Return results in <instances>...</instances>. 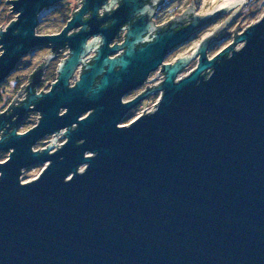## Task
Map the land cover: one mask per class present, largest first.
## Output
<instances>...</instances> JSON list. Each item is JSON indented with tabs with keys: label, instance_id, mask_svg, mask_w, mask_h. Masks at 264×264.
Returning a JSON list of instances; mask_svg holds the SVG:
<instances>
[{
	"label": "water",
	"instance_id": "1",
	"mask_svg": "<svg viewBox=\"0 0 264 264\" xmlns=\"http://www.w3.org/2000/svg\"><path fill=\"white\" fill-rule=\"evenodd\" d=\"M60 1L7 0L16 18L0 26V84L31 48L49 44L50 57L69 48L47 92H34L39 70L26 99L0 114V152H8L0 161V264H264V14L209 60L213 34L201 40L196 68L181 78L192 54L163 65L153 110L119 125L148 94L122 103L125 90L166 50L244 0L222 1L178 31L170 25L149 37L153 27L134 25L109 50L103 38L78 77L89 49L85 27L66 33L89 0L60 34L34 32L42 9ZM123 5L147 9L139 0ZM29 111L38 123L16 133ZM36 165H43L37 177L20 180Z\"/></svg>",
	"mask_w": 264,
	"mask_h": 264
},
{
	"label": "flooded vegetation",
	"instance_id": "2",
	"mask_svg": "<svg viewBox=\"0 0 264 264\" xmlns=\"http://www.w3.org/2000/svg\"><path fill=\"white\" fill-rule=\"evenodd\" d=\"M143 5L147 6L146 11L141 13L139 11H134L132 7L124 6L123 0H89V7L81 15L80 21L77 22L72 28L67 30L66 36L75 35L79 32L82 27H85L82 32L86 44H89V49L84 55V63L77 64L73 75L78 77L84 72V65L92 63L94 57L96 56L97 50L102 47V39H106L105 49L109 50L114 46H120L126 40V35L128 29L134 25H149L153 27V30L147 31L149 37L156 34L158 31L166 30L170 25L174 26L173 30L178 31L192 22V17L194 15H204L205 13L212 11L217 5L221 4L225 0H214L212 7L206 9H199L202 3L200 0H139ZM248 3V2H246ZM245 3V4H246ZM82 5V0H61L51 7L43 8L42 11L37 16V26L35 28V34L39 36L46 35H58L66 27L68 22L72 19L73 15L79 10ZM92 6H95L93 8ZM243 7V6H242ZM241 7V8H242ZM92 8V9H91ZM94 9V13H93ZM231 11L226 13H220L205 23H202L192 34H190L185 41L176 44L166 50L160 64L149 71L146 76L133 88L125 90L121 97L122 103H128L136 99L138 96L148 92V94L137 100L121 117L119 125H128L133 122L140 115L144 114L143 110L152 108L158 101L161 91L155 90L161 85L162 76L164 72L162 70L163 65L173 64L179 58L183 56L193 55L196 51L197 45L203 41L204 38L213 34L212 40L206 44L205 57L209 60L220 53L222 50L227 48L230 43L235 39L236 35L239 34L243 28H240V20H236L234 29L231 28L232 21L236 18H230ZM114 22L112 26L111 23ZM91 31L88 32L87 29ZM39 27H42V31H39ZM143 44H138L140 47ZM125 49L119 48L115 51H108L106 57L109 59L118 57L122 55ZM69 48L64 47L58 51L53 57L51 56L50 45L36 46L31 48L27 53L18 60L15 64V68L10 72L8 78H10L13 73H15V83L19 84L16 88L13 87V96L4 97L5 91L0 93V114L9 115L11 113L12 107L20 105V103L26 99L27 93L23 90L31 82L32 74H36L40 70V76L38 83L34 87V92L41 93L47 92L51 83H53L57 78V65L54 70L53 79L50 80L49 71L51 70V65L56 57L62 55L60 61L67 57L69 54ZM1 52V51H0ZM200 54L196 53L193 55L189 63L184 66L182 71L176 74V77L185 73V75L195 69L198 64ZM59 61V62H60ZM118 67H115L117 70ZM207 73V72H206ZM6 79V78H5ZM100 76L97 77V82ZM7 80V79H6ZM161 80V81H160ZM48 83V85H46ZM72 86V80L69 82ZM3 82L0 86H3ZM15 88V89H14ZM23 91V92H22ZM146 100L147 98H150ZM7 98H9L7 100ZM146 100V101H145ZM32 107V105H30ZM37 113L36 111L27 112L24 117L16 124V133H23L19 131L18 127L24 123L27 116L30 113ZM38 115V113H37ZM15 117H12L13 121ZM39 120V119H38ZM38 121L36 122V124ZM9 124V123H7ZM35 124V125H36ZM4 129L0 130V137H2ZM51 136V135H47ZM46 137V136H44ZM40 141V139L38 140ZM49 142V141H48ZM61 142V141H60ZM44 147V146H43Z\"/></svg>",
	"mask_w": 264,
	"mask_h": 264
},
{
	"label": "rangeland",
	"instance_id": "3",
	"mask_svg": "<svg viewBox=\"0 0 264 264\" xmlns=\"http://www.w3.org/2000/svg\"><path fill=\"white\" fill-rule=\"evenodd\" d=\"M213 1L214 0H200V2L202 3L203 6L200 5L199 9L202 10L203 8L206 9V8L212 7ZM246 2H248V3H246ZM237 5H239V11L238 12H234L236 5H234L233 8H231L229 10V11H231L230 18H232V17L236 18L237 17L235 20L232 21L231 28H233V29L235 27L234 22H236V20H240V28L244 29L247 25L253 23L254 21L259 19L264 14V0H244V2H242V1L238 2ZM229 11H227V12H229ZM223 13H226V12H223ZM15 18H16V13L11 12L10 5L7 3V0H0V26L6 27L9 24L8 21L13 20ZM39 31H42V27H39ZM61 57H62V55H60L59 57H56L54 59L52 65H51V70L48 73L50 80L53 79V77H52L53 74L55 75L54 70L56 68L57 62L60 61ZM10 76L11 77L8 78V75H7V77H6L7 80L5 79L3 81V83H4L3 86H0V93L4 90L5 91L4 97H9V98L11 96H13V94H14V92L12 91V88L15 86L17 88L19 85V84L15 83V80H16L15 73H13ZM163 78H164V76H162V79ZM162 81H161V83H162ZM48 83L49 82H47L46 85H48ZM160 95H161V93H160ZM14 96H15V94H14ZM9 98H7V100ZM151 98L152 97L147 98L146 100H149ZM38 115L35 112L30 113L29 116H27V118L25 119L24 123L21 124V127H20L21 132L26 131V130L30 129L32 126H34L39 119ZM51 138L52 137H50V136H46L44 138H41L40 141H38L34 146L36 148L43 147L48 143V141H50ZM62 140H63L62 138H59L57 142H60ZM7 156H8V152L1 151L0 152V161H2L3 159H6ZM41 168H43V165L30 166V167H26V168L22 169L23 171L21 173V179L20 180L27 181V180H30L32 178L37 177V175L39 174V170Z\"/></svg>",
	"mask_w": 264,
	"mask_h": 264
},
{
	"label": "built area",
	"instance_id": "4",
	"mask_svg": "<svg viewBox=\"0 0 264 264\" xmlns=\"http://www.w3.org/2000/svg\"><path fill=\"white\" fill-rule=\"evenodd\" d=\"M185 75V73L183 72V73H181V74H179L177 77H175L176 78V80L177 79H179V78H181L182 76H184ZM162 79V78H161ZM161 81V80H160ZM158 102V101H157ZM156 105V104H155ZM155 105L152 107V108H149V109H146V110H143V112L145 113V112H149V111H151V110H153V108L155 107ZM64 140H62L61 142H58V144L60 145L62 142H63Z\"/></svg>",
	"mask_w": 264,
	"mask_h": 264
},
{
	"label": "bare ground",
	"instance_id": "5",
	"mask_svg": "<svg viewBox=\"0 0 264 264\" xmlns=\"http://www.w3.org/2000/svg\"><path fill=\"white\" fill-rule=\"evenodd\" d=\"M236 2H237V4H238V2H241V1H236ZM234 5H236V4H234ZM234 5L232 4V6H234ZM232 6H231V7H232Z\"/></svg>",
	"mask_w": 264,
	"mask_h": 264
}]
</instances>
